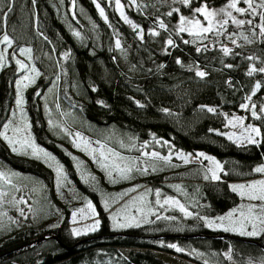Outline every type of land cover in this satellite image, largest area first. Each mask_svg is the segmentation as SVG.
Returning a JSON list of instances; mask_svg holds the SVG:
<instances>
[{"label": "trees", "instance_id": "obj_1", "mask_svg": "<svg viewBox=\"0 0 264 264\" xmlns=\"http://www.w3.org/2000/svg\"><path fill=\"white\" fill-rule=\"evenodd\" d=\"M99 2L109 25L101 19L92 0H0V9L7 17L0 24V37L9 35L14 49L31 48L32 63L40 73L35 85L25 92L26 112L36 142L64 168L73 189L93 202L99 215L95 232L74 237L70 209L53 199L51 170L39 160L10 154L0 139V163L45 186L51 201L48 215L54 216V205L63 210L55 226L37 224L29 216L17 222L8 234L0 233V264H164L155 251L178 255L195 264H264V251L260 248L264 247V233L251 239L259 246L212 239L207 236L223 234L209 231L201 220L224 215L239 205L240 199L229 183L252 179L256 167L264 165V115L257 118L241 107L257 83L261 86L252 101L259 104L264 95V73L247 74L251 67L264 68V36L258 34L251 47L235 48L228 55L220 45L199 48L189 41L187 33L177 34L179 15L192 16L193 9L204 2L218 8L228 0H192L190 7L176 0H146L143 11L126 10L129 19L143 31L141 40L112 5ZM173 8H178L179 13L168 16ZM161 20L167 31L159 28ZM256 23L261 21L257 19ZM154 29L159 36L150 34ZM75 31L79 37L73 34ZM256 31L259 33V27ZM115 35L121 41L119 50L114 46ZM169 38L174 41L173 47L166 43ZM65 53L70 54L67 59ZM248 56L260 59L252 66ZM8 62L0 71V130L14 102L13 83L18 76L13 57ZM197 70L204 71L205 77L197 76ZM57 78L61 110L71 114L67 133L79 129L115 149H119L118 141L112 140L116 132L142 142L154 137L185 154L203 153L217 159L225 170L221 180L202 182L190 177L191 181L184 182L190 197H195L190 217L170 210L166 214L176 219L150 216L138 226L112 230L98 193L76 174L67 154L69 148L63 144L65 140L45 128L38 94ZM209 107L215 111H207ZM233 113L244 115L246 124L260 128L258 144L237 145L224 135V115ZM109 130L115 133L108 136ZM67 135L64 131L61 137ZM165 178L153 176L145 182L154 187ZM160 187L171 192L165 185ZM192 235L206 238H188ZM161 236L171 237L157 238ZM159 242L176 243L181 249L198 254H176ZM125 250L126 254L122 252Z\"/></svg>", "mask_w": 264, "mask_h": 264}, {"label": "rangeland", "instance_id": "obj_2", "mask_svg": "<svg viewBox=\"0 0 264 264\" xmlns=\"http://www.w3.org/2000/svg\"><path fill=\"white\" fill-rule=\"evenodd\" d=\"M93 1V0H92ZM108 5H112L115 9L116 13L120 17V19L129 26L132 30V25L134 24L129 17L126 14L127 8H131L133 10H144V1L146 0H136V3H130L129 0H121V4L124 5L123 11L125 13V16H127L128 20L131 21V23L125 22L124 19L121 18L119 11L116 8L115 0H104ZM94 3V2H93ZM96 3H99V0H96ZM96 3H94L96 7ZM227 4V3H226ZM226 4L222 7H225ZM101 6V5H100ZM240 7H246L243 3L239 5ZM209 7V6H208ZM58 8L62 11V7L58 6ZM101 8H103L101 6ZM210 9H219L221 7L215 8V7H209ZM97 9V7H96ZM104 9V8H103ZM72 11V8L70 9ZM97 12L99 14V10L97 9ZM105 12V10H104ZM194 14V13H193ZM192 14V16H193ZM233 15H236L238 19L248 20L253 19V25L245 24L241 28H237L235 25H232L231 22H229V25H227V31L220 36H217L215 32L207 34L206 39H200L196 37H192L188 35L189 41L196 44L199 48H207L212 47L214 45H220L221 49L222 47H228L233 51L235 48H248L251 47L257 40L258 32L256 31L255 25H257L256 21L259 19V10L255 17L245 15L241 16L238 13H233ZM100 16V14H99ZM106 16V13H105ZM192 16H185V17H192ZM101 17V16H100ZM107 17V16H106ZM201 21L203 22V17H199ZM101 19L109 25L108 19L105 20L104 17H101ZM256 19V20H255ZM135 25V24H134ZM137 26V25H136ZM255 30L257 35L253 36L252 30ZM138 30H141L137 26V30H134L136 32L137 37ZM77 32V31H75ZM240 33H243L244 35L248 36L251 40V43L245 42L240 36ZM234 34V35H232ZM229 35H231V39H229ZM119 39L117 35L114 37V46L115 41ZM232 39H235L237 41L236 44L232 43ZM239 45V46H237ZM116 48V46H115ZM6 49V60L3 67H0V71L2 69H5L9 64V58L13 57V60L15 61V67L17 68L18 76L15 78V81L13 83V89H14V99L13 104L9 113V116L5 123H8L9 121L12 122V126L15 127L17 125H21V121L25 120L28 125H30V121L26 112V102H25V92L32 88V86L35 85V81L37 77L35 78L33 83H30L28 87L21 88V95L23 97V115L21 114V110L17 108L16 105V99H17V85L16 82L20 79H22L25 75L31 74L35 75L34 73H29L27 71H21L18 68V65L16 64V60H20L21 62L28 65L29 69L33 67L32 58H28L25 55L20 54V49H14L13 45L11 47H8L7 45L0 44V51H5ZM117 49V48H116ZM120 49V48H119ZM118 49V50H119ZM230 51V52H231ZM229 52V53H230ZM31 57V54H30ZM256 59L252 60L253 64L252 66H255L257 61H259L260 57L255 56ZM35 67V66H34ZM27 83V81L25 82ZM59 86H60V79L57 78L49 88H47L43 93L38 94L39 98V104L41 107V110L43 112V117L45 120V128L47 131H52L57 137L60 139L65 140L63 141L64 146H68L69 152L67 153L73 160V164L75 167L76 174L78 177L85 183L90 189H93L96 191L100 197V202L102 204V207L104 211H107L109 220H110V226L111 229L114 231H120L125 230L131 227L137 226L136 223H133L132 226L124 227V228H116L113 226V221L111 217L116 214H120L121 216L124 215L122 210L125 208L126 205H130V207L127 209V211L131 212L132 215H135L137 218V221H139V225L145 222V215L142 213H138L136 211V208H144L145 212L147 213L146 219L148 220L150 216H154L155 219L162 218V217H168L169 219H176L174 216L167 215L166 212L170 210H176L179 213L181 212L178 207H174L171 205H161L156 203L157 197L155 195L156 191H159L161 193L159 200L161 201V204H163L164 199L171 197L177 201L180 202V204L184 205L186 210L191 213V215H188L187 217L192 216L193 212L191 211V207L195 202V197H190V194L187 191V188L184 184L186 180H190L192 178H196L201 180L202 182H216L221 180L222 173H225L224 166L215 158L211 157L214 161L218 162L221 165L220 169H215V165L211 163L209 160H206L203 158V156H197L196 155H189L185 154L181 151L174 150L173 148L169 147L168 144L162 140H159L157 138H151L147 141H139L135 137H128L124 134H116L114 130H109L108 136L110 134L115 133L114 136L116 138H113L112 140L118 141L117 145L119 149L112 148L107 144V142L101 141L95 137H92L90 133L85 134L81 130L73 129V131L70 133L71 135H67L66 137L62 138L61 136L64 134V131L67 133L69 132V129H71L70 125L68 124V119L71 117L70 113H64L63 110H61V103L59 100L60 92H59ZM258 89L254 88L253 92H255V95L257 93ZM252 92V93H253ZM255 95L251 96V101L245 100V103L249 104V111L252 114L251 105L255 104V112L257 113V116L264 115V112H261V107L264 106V95L261 98V102L259 104L255 103L253 100V97ZM243 109V108H242ZM245 111V109H243ZM13 113H15V116H13ZM225 116V132L224 135L229 139V137H232L230 140L234 142L237 145H248L252 143H248L246 139H243L244 136L247 135L245 132V128L249 125L258 127L256 125L252 124H246L245 117L242 114L239 113H233L231 115H224ZM234 117H240L243 119V125L236 124V126H233L229 124L230 120H233ZM256 117V116H255ZM49 121L52 123L50 124ZM4 123V124H5ZM0 131H3V125ZM59 134H58V132ZM71 131V130H70ZM28 132L30 133L31 139L34 140L36 146L38 148H41L35 139V136L32 133V128L30 125V128L28 129ZM90 132V130H89ZM75 133H80V135L89 141L91 148L97 149V152L94 154H88L86 151L83 150V144L76 140ZM8 135L11 137L13 136V133L11 131V128L8 131ZM24 135V134H21ZM240 137V139H237ZM2 143L9 149L11 152L10 154L18 157H26L29 159H35L41 161L47 168H49L53 174V199L54 201H57L60 203L63 207H67L70 209V230L71 234L74 237H80L85 236L90 233L95 232L96 230H91L90 228L87 231H84L85 228H88L89 225H92L95 223L96 220L99 221V215L97 212V208L94 205L93 202L89 201L88 199L80 196L74 189L73 185L70 182L69 178L67 177V174L64 170V168L56 161V159H48L43 156L41 153L38 157L33 156L31 149H21L20 145L17 144L15 147H17L18 151L14 152L12 150V146L8 144L7 141L3 139V137H0ZM256 139L260 142L261 136L256 137ZM76 140L77 144H80V147H76L73 141ZM104 145V148L101 149L100 145ZM258 144V143H257ZM67 148V147H66ZM67 148V149H68ZM111 149L114 152L118 153L119 156L123 157L124 160H116V163H120L122 166L125 163H130L135 161L136 166L141 169V171L133 170L130 174V178L124 179L121 178L119 173H117L114 170L111 169H103L100 166L99 160V152L103 150L106 154L108 150ZM152 152H156L159 154V156L167 157L169 158L167 162L165 160L156 159L151 156ZM144 153H148V156H145ZM180 154H183L184 156L188 157V162L185 163L182 158H180ZM92 155L96 156V160H93ZM53 157L52 155H50ZM208 156V155H204ZM210 157V156H208ZM75 158V159H74ZM110 160H112V157H109ZM57 167L62 168V174L59 177V180L57 178ZM147 167L149 171L145 174L143 173L142 169ZM153 167L155 170L153 171ZM258 167H264V165H260ZM257 168V167H256ZM209 169H213L216 171V175L218 179H212V172L209 171ZM112 171V177L109 178L108 172ZM0 172L4 173L5 176L9 179V183H5L3 180H0V191H4L8 193L7 196L3 197V203H0V233H3L4 235L8 234L9 231H12L15 228V225H17V222H23L25 219H27L29 216L32 217L34 222L36 221L38 223L45 222L46 225L49 227L55 226L58 222L57 218L60 217L63 213V210L61 207H58L57 205H54L55 212L54 216L51 217V215L47 214V209L49 208V204L51 203L50 199L47 196V192L45 190V186L37 181L36 179L23 175L18 174L15 172H12L9 170L6 166L0 163ZM164 175L166 176L165 180L162 182L161 185H165L168 189H170V193L164 190L161 185H155L154 187L152 184H147L145 182L147 179L153 176H159ZM205 176L208 178L205 179ZM93 177L95 179H93ZM192 177V178H190ZM179 178V179H177ZM259 181H264V173H259L254 170V177L249 180L245 181H233L229 183V187L232 190L233 185H249L253 183H257ZM157 184V183H156ZM133 188L136 189V191H131ZM18 189V190H17ZM150 190V191H149ZM233 191V190H232ZM239 197V205L232 208L233 211L240 210L243 206V210L247 211V208L249 205H255L257 206V210L259 209V206H261V202L257 200H249L247 197H242L239 192H235ZM192 195V194H191ZM143 196L144 202H141L140 200H136L135 205H131V202L134 200V198ZM23 198L27 203H20L17 204L14 201L19 200ZM91 202L93 207L95 208L96 215L94 217L89 218L90 216V210L87 209V203ZM105 202H107V209L105 208ZM79 209H84V216H81L79 213L77 215V222H73L72 213L77 212ZM148 209H151V212L148 211ZM21 210H23V215H21ZM155 213L153 215L152 213ZM229 212H227L224 215L219 216H226ZM6 213V215H5ZM181 214L184 215V213L181 212ZM204 217L209 220H216L217 217ZM50 218V219H49ZM239 218V212L237 211V216L234 217V219ZM203 221V224L205 227L213 232V233H222L224 235H231V236H237L239 238H246V239H253L257 236H247V235H240L237 232L232 231H224L223 229L217 228H209L205 224V220L201 219ZM120 222H124L121 220ZM219 223V221H216ZM227 223V221H225ZM80 229L81 234L75 235L73 233V229ZM249 230L250 226H249ZM159 245H166L168 248L172 249L176 252V254H179L180 252H185L188 255H195V253L198 254L197 251L194 250H183L177 251L176 248H180L178 244L176 243H162L159 242ZM169 245H175L176 247H169ZM181 249V248H180ZM124 254L127 253V251H122ZM155 254L158 259H160L164 264H195L193 262H190L188 260L180 258L178 255H171L160 251H155ZM225 257H227V254H224ZM205 262V261H203Z\"/></svg>", "mask_w": 264, "mask_h": 264}, {"label": "snow or ice", "instance_id": "obj_3", "mask_svg": "<svg viewBox=\"0 0 264 264\" xmlns=\"http://www.w3.org/2000/svg\"><path fill=\"white\" fill-rule=\"evenodd\" d=\"M93 2L96 3V0H93ZM129 2L135 4L136 0H129ZM176 2L186 7H190L192 4V0H176ZM33 3H35V0H33ZM73 3H75V0H73ZM241 3L246 5V7H240L239 5ZM115 5H116L117 10L119 11L121 18L124 19L125 22L131 23V21L128 20L127 16H125V13L123 11L124 5L121 4V0H115ZM96 7L99 10L100 16L104 17V19L107 20L104 9L101 8L99 3H96ZM258 10H259V20L261 21V23L258 25H255V27H259L258 34L260 36H264V0H228L226 6L221 7L218 10L210 9L207 3L204 2L201 4V6L193 9L194 14L192 17H185L184 15H179V21L176 27V32L177 34L187 33L189 36L200 38L202 40L207 38V34L213 33V32H215L217 36H220V35H223L227 31V25H229V22H231V24L235 25L237 28H241L245 24L253 25V19H248V20L238 19L236 15H233L234 12L240 14L241 16L249 15V16L255 17L258 13ZM11 11H12V8L11 6H9L8 12H11ZM179 11L180 10L178 8H173L171 11L167 13V15L172 16L173 13H179ZM199 17H203V22L201 21ZM6 18H7L6 14H4L3 10L0 9V24H2L3 21L6 20ZM132 27L134 30H137L136 25L133 24ZM159 28L165 29L166 31L168 30L167 25L162 20L159 21ZM73 34L77 37L80 36L79 32H73ZM150 34L152 36L160 35L159 31H156L155 29L152 30ZM252 34L253 36L257 35L254 28L252 30ZM138 35H139V38L143 40L144 34L142 30H138ZM240 36L243 40H245V42L251 43V40L249 39L248 36L244 35L243 33H240ZM229 39H231V35H229ZM166 43L169 47L174 46V41L171 38L167 39ZM184 43H189V41L185 40ZM232 43L236 44L237 41L235 39H232ZM0 44L11 47L13 44V40L9 37V35L4 34L2 37H0ZM115 46L117 49L121 48V41L119 39L115 41ZM221 50L223 51L225 55H228L229 52L231 51V49H229L226 46L222 47ZM31 51H32L31 48H21L20 54L25 55L30 59ZM197 51H200V49L198 48ZM5 53H6V49L5 51H0V67H3L5 64V60H6ZM69 55H70L69 53H65L64 58L67 59ZM247 59L254 60L256 58L253 56H248ZM177 63H180V61L177 60ZM16 64L18 65V68L21 71H27L29 73L35 74V75L27 74L22 79L16 82V85H17L16 105H17V108L21 110V114L23 115L22 105L24 101L21 95V88L28 87V85L30 83H33L35 78L38 77L40 73L34 66L29 69L27 64L21 62L18 59L16 60ZM228 67H231V65H228ZM256 71L264 73V68L257 69L255 67H251L247 74L251 76ZM195 74L201 78L205 77L206 75L204 71H200V70H197ZM26 81L27 83H25ZM260 86H261L260 83H257L255 85V88L259 89ZM252 95H255V92H253ZM246 99L248 101H251V96L246 97ZM241 107L245 110H248L249 104L244 103L241 105ZM255 108H256V105L252 104L251 105L252 115L259 118L257 116V113L255 112ZM207 111L214 112L215 109L209 107L207 108ZM261 112H264V106L261 107ZM13 116H15V113H13ZM49 123L51 124L52 122L49 121ZM229 124L233 126H236V124L243 125V119L240 117H234L233 120L229 121ZM21 125L22 126L17 125L13 127L11 121L3 124V131H0V137H3V139L7 141L10 146H12V150L14 152L18 151L15 145L19 144L21 149L30 148L33 156L38 157L42 153L44 157L48 159H54V157H51L49 153L45 152L41 148H38L34 140L31 139L30 133L28 132L30 125H28L25 120L21 121ZM10 128L13 133V136L11 137L8 135V131ZM244 130L247 133V135L244 136L243 139H246L248 143H252V144L259 143V141L256 139V137L261 136V130L259 127H254V126L249 125ZM21 134H24V135H21ZM66 134L71 135L70 133H66ZM75 137H76V140H79L83 144L84 146L83 150L86 151L88 154L91 155L97 152V149L91 148L89 141L84 139L80 135V133H75ZM231 138L232 137H229V139ZM237 139H240V137H238ZM76 140H74L73 143L75 144L76 147L79 148L80 144H77ZM100 148L103 149L104 145L101 144ZM144 155L148 156L149 154L144 153ZM151 156L156 159L165 160L166 162L169 159L167 157L159 156V154L156 152H152ZM197 156H203L204 159L209 160L211 163L215 165V169L221 168V165L218 162L214 161L211 157L204 156L203 153H198ZM99 157H100L99 163L103 169L114 170L117 173H119L121 178H124V179L130 178V174L132 173L133 170L141 171V169L136 166L135 161L130 162V163H125L123 166L120 163H116V160L123 161L124 158L119 156L118 153L114 152L111 149L108 150L107 154L103 150H101L99 152ZM109 157H112L113 159L110 160ZM92 158L93 160H96L95 155H92ZM180 158H182L185 163L188 162L187 156L180 154ZM154 170L155 168L153 167V171ZM62 171H63L62 168L57 167L56 172H57L58 180H59L60 175L62 174ZM142 171L143 173L146 174L149 171V169L145 167L142 169ZM209 171L212 172V179H218L215 170L209 169ZM255 171L259 173H264V167H257ZM108 175H109V178H111L112 171H109ZM207 178L208 177L205 176V179ZM93 179L95 178L93 177ZM0 180H3L6 184L10 182L9 179L2 172H0ZM232 190L234 192H239V194L242 197H247L249 200L260 201L261 206H259V209L257 210V206L249 205L247 208V211H244L243 206H242L240 210L234 209L233 211H230L226 216L217 217L216 220H209L204 217H201V219L205 220L206 226L209 228H213V229L220 228L226 232L227 231L237 232L240 235H247V236H257L261 233H264V181H259L257 183L249 184L247 186L233 185ZM131 191H136V189L133 188ZM7 195L8 193L4 191H0V203H3V197ZM155 195L157 197L156 203L161 205V207H163V205H171L174 207H178L179 210L182 213H184V215L186 216L191 215V213L188 212L186 208L184 207V205L180 204L179 201L171 197H168L164 199L163 204H161V201L159 200L161 193L159 191H156ZM136 200H140L141 202H144V197L140 196V197L134 198V200L131 202V205H135ZM14 202L17 204L27 203V201H25L23 198L19 200H15ZM107 207H108L107 202H105V208L107 209ZM129 207L130 205H126L125 208L122 210L124 215L121 216L120 214H116L111 217L114 227L116 228L129 227V226H132L133 223H136L137 226L139 225V221H137L136 216L132 215L131 212L127 211ZM87 209L90 210L89 218L94 217L96 215L95 208L93 207L91 202L87 203ZM136 211L138 213L144 214L145 222H147V219H146L147 213L145 212V209L142 207L136 208ZM148 211L151 212V209H148ZM237 211L239 212V218L234 219V217L237 216ZM84 212H85L84 209H79L77 212H73L72 213L73 222L74 223L77 222L78 213L81 216H84ZM23 214H24L23 210H21V215ZM152 214L155 215L154 212ZM121 220H123L124 222H120ZM217 220L219 221V223L216 222ZM225 221H227V223H225ZM249 226L251 230H249ZM98 227H99V221L96 220L95 223H93L92 225H89L88 228L84 229V231H87L89 228L94 231ZM72 231L75 235L81 234L80 229L74 228ZM169 247H176V246L169 245ZM176 250L182 251V249L180 248H176Z\"/></svg>", "mask_w": 264, "mask_h": 264}, {"label": "water", "instance_id": "obj_4", "mask_svg": "<svg viewBox=\"0 0 264 264\" xmlns=\"http://www.w3.org/2000/svg\"><path fill=\"white\" fill-rule=\"evenodd\" d=\"M164 237H171V236H163V237L161 236V237H157V238H164ZM207 237L208 238H212V239H231V240H237V241H242V242L258 245L257 241H254V240H251V239L234 238V237H231L229 235H224V234L223 235H218V236H216V235L215 236H207ZM188 238H192V239L193 238H206V236H203V235H192V236H190ZM43 239H47V237H45ZM260 248L264 251V247L260 246Z\"/></svg>", "mask_w": 264, "mask_h": 264}]
</instances>
